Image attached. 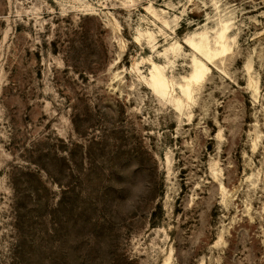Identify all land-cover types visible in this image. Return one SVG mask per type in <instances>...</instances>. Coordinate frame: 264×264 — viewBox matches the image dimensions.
Wrapping results in <instances>:
<instances>
[{
  "label": "rangeland",
  "instance_id": "374dc122",
  "mask_svg": "<svg viewBox=\"0 0 264 264\" xmlns=\"http://www.w3.org/2000/svg\"><path fill=\"white\" fill-rule=\"evenodd\" d=\"M0 264H264V0H0Z\"/></svg>",
  "mask_w": 264,
  "mask_h": 264
},
{
  "label": "bare ground",
  "instance_id": "6f19581e",
  "mask_svg": "<svg viewBox=\"0 0 264 264\" xmlns=\"http://www.w3.org/2000/svg\"><path fill=\"white\" fill-rule=\"evenodd\" d=\"M228 32L229 27L226 23L222 26L217 37H215V49L210 46L209 38L206 35H200L198 37L199 41L197 42L192 38H187L185 40V44L191 47L201 57V59H198L197 57L193 59V72L188 80L189 85L181 87L184 95L187 97L188 100L193 99L192 86L200 85L204 81L206 75L209 74V72L211 71V69L202 59H205L209 62H213L215 59H218L221 55H224L226 53L228 54V52H230V47L225 44ZM179 46L180 45H178V47ZM178 47L174 45L172 47V50L174 51ZM149 84L151 85L155 93L159 96L168 97L172 95V92L170 90V81L165 76L163 67L156 63L152 64L151 78L149 80ZM175 104L178 109H182L184 107V103L182 100H175Z\"/></svg>",
  "mask_w": 264,
  "mask_h": 264
}]
</instances>
